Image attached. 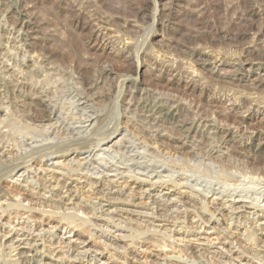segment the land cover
I'll return each mask as SVG.
<instances>
[{
    "label": "bare ground",
    "instance_id": "bare-ground-1",
    "mask_svg": "<svg viewBox=\"0 0 264 264\" xmlns=\"http://www.w3.org/2000/svg\"><path fill=\"white\" fill-rule=\"evenodd\" d=\"M14 9L12 4L7 13ZM4 17L0 13V21ZM0 29V48H6V52H0V102L5 112L0 119V176H8L14 182L20 179L26 196L37 201L31 204L24 198H13L9 202L0 192L3 214L21 211L65 221L70 226L78 223L76 227L92 229L90 235L98 238L103 248L114 251H119L111 246L116 240L134 243L135 239L141 244L152 241L161 247L162 253L174 254L161 257L169 264H264V159H254L247 143L258 139L257 133L221 126L214 118L190 113L181 102L165 96L157 97V101L142 96V102L128 116L132 130L101 123V112L77 78L69 83L61 80L59 71L40 65V57L30 56L20 30L6 25ZM27 62L35 65L34 82L24 77L22 67ZM8 91L39 100L45 113L30 115L27 125H20L12 117L10 106L14 103ZM133 101L131 95L125 112H129ZM172 139L176 146L167 141ZM39 163L51 168L39 166L30 175V167ZM37 172L57 176L47 180ZM121 181L123 189L130 185L139 189L137 195H132V190L130 194L121 191ZM84 190L93 199L82 206L84 199L75 202V193ZM45 191L48 196L41 193ZM185 200H189L187 208ZM23 202L29 205L26 207ZM192 202L198 208L190 206ZM81 207L83 211L79 210ZM135 208L149 212L137 213ZM128 215L141 219L146 224L144 231L137 232L130 222H124L129 220ZM194 219L213 225L212 229L218 224L227 225L226 233L231 227L237 231V224L242 225V232L235 236L239 235L247 248L240 251L241 246L235 248L231 236L220 234L224 242L216 238L219 248L222 245L216 250L211 237L202 233ZM4 228L0 225V233H4L0 234V264H60L63 259L72 263L79 257L78 262L86 264L100 261L101 253L80 252L70 246L71 240L58 241L54 246L48 231H35L38 237L41 234L43 244L39 245L29 237L30 231L27 235L24 231L16 232L14 227ZM195 241L206 247L194 246ZM181 242L185 243L183 248L178 247Z\"/></svg>",
    "mask_w": 264,
    "mask_h": 264
},
{
    "label": "rangeland",
    "instance_id": "rangeland-1",
    "mask_svg": "<svg viewBox=\"0 0 264 264\" xmlns=\"http://www.w3.org/2000/svg\"><path fill=\"white\" fill-rule=\"evenodd\" d=\"M12 4L15 9L9 14L7 10ZM0 11L6 16L0 21V27L14 26L20 30L30 56L45 60L40 65L59 71L61 80L69 83L74 77L85 86L102 114L101 123L132 130V125L127 123L128 116L135 112L143 95L152 101H157L159 96L170 97L181 102L190 113L214 118L221 126L257 133L256 138H260L247 142L248 147L254 159L259 162L264 159V0H0ZM2 35L0 29V39ZM0 52H6V48H0ZM22 68L26 81L34 82L35 65L27 62ZM10 94L8 97L14 103L10 106L11 114L20 125L26 126L30 115L45 113L39 100ZM131 95L133 105L125 112ZM2 103L1 100L0 119L5 113ZM15 104L22 107L17 108ZM167 141L175 144L174 139ZM181 155L184 157L185 151L182 150ZM39 166L51 168L44 163L34 164L30 175H34ZM39 176L48 180L57 174L45 172ZM21 186L25 185L20 179L14 182L8 176H0V192L9 202L13 198L16 201L24 198L32 201L31 204L37 202L26 196ZM118 188L125 194L132 190L135 191L132 195H137L139 191L133 185L123 189L121 184ZM41 193L48 196L47 191ZM75 195V202L84 199L82 206L86 201L90 203L89 198L93 199L86 190L77 191ZM188 202L185 200L186 208ZM194 204L190 206L198 208ZM22 205L27 207L29 203ZM135 211L149 212L138 208ZM127 218L129 220L124 222H130L137 232L144 231L146 224L141 219L134 215ZM194 222L199 223L205 236L211 237L216 250L222 248L216 238L223 243V234L231 236L233 246H241L240 251L247 248L239 235L235 236L242 232V225L237 224L239 230L231 227L226 233L227 225L218 224L217 229H212L213 225L201 224L198 219ZM0 225L6 230L14 227L16 232L24 231L27 235L30 231L29 237L39 245L43 244L39 239L41 234L40 237L36 234L40 230L51 233L50 242L54 246L58 241L71 240L70 246L80 252L101 253L96 264H169L163 256L174 255L169 251L162 253L161 247L152 241L141 244L135 239L134 243L128 239L112 242L111 246L119 251L105 249L98 238L90 235L92 229L76 227L78 223L70 226L65 221L50 220L40 214L28 215L21 211L3 214L0 210ZM194 243V246L206 247L203 242ZM184 244L181 242L178 247L183 248ZM48 246L46 243L47 250ZM79 259L72 263L63 259L64 263L60 261V264H86L78 262Z\"/></svg>",
    "mask_w": 264,
    "mask_h": 264
}]
</instances>
